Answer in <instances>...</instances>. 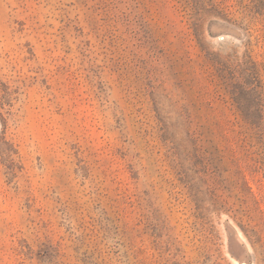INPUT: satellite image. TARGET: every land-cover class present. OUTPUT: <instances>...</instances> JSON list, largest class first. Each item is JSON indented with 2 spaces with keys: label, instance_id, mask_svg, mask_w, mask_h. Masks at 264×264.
<instances>
[{
  "label": "rangeland",
  "instance_id": "374dc122",
  "mask_svg": "<svg viewBox=\"0 0 264 264\" xmlns=\"http://www.w3.org/2000/svg\"><path fill=\"white\" fill-rule=\"evenodd\" d=\"M0 264H264V0H0Z\"/></svg>",
  "mask_w": 264,
  "mask_h": 264
},
{
  "label": "trees",
  "instance_id": "16d2710c",
  "mask_svg": "<svg viewBox=\"0 0 264 264\" xmlns=\"http://www.w3.org/2000/svg\"><path fill=\"white\" fill-rule=\"evenodd\" d=\"M226 68V66L223 67V69Z\"/></svg>",
  "mask_w": 264,
  "mask_h": 264
}]
</instances>
